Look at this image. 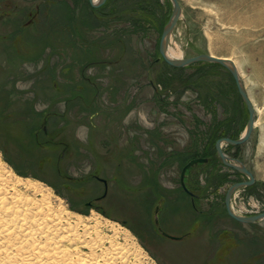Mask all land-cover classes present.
Segmentation results:
<instances>
[{"label": "rangeland", "instance_id": "rangeland-1", "mask_svg": "<svg viewBox=\"0 0 264 264\" xmlns=\"http://www.w3.org/2000/svg\"><path fill=\"white\" fill-rule=\"evenodd\" d=\"M178 1L168 52L231 59L255 106L250 139L224 149L255 177L233 210L263 213L264 0ZM172 10L169 0H0V162L72 214L117 224L121 242L129 231L152 264H264V220L243 224L225 208L247 179L215 149L243 135L247 108L222 66L155 62ZM195 158L209 161L186 174L192 197L180 176Z\"/></svg>", "mask_w": 264, "mask_h": 264}, {"label": "bare ground", "instance_id": "bare-ground-1", "mask_svg": "<svg viewBox=\"0 0 264 264\" xmlns=\"http://www.w3.org/2000/svg\"><path fill=\"white\" fill-rule=\"evenodd\" d=\"M93 216L56 205L44 185L0 162V264H152L129 231L121 242L120 226Z\"/></svg>", "mask_w": 264, "mask_h": 264}, {"label": "water", "instance_id": "water-1", "mask_svg": "<svg viewBox=\"0 0 264 264\" xmlns=\"http://www.w3.org/2000/svg\"><path fill=\"white\" fill-rule=\"evenodd\" d=\"M169 1L172 4L173 10H172L170 20L166 24L162 32L160 43H159V58H157L155 62L159 63L160 61H163L169 66L174 67V68H185V67H189V66H192L198 63L217 64L225 68L231 74L235 82L238 94L248 111L247 126H246V130L243 133V135L239 137L238 139H232V138L218 139L215 144V149H216L217 156L220 158V160L222 161L225 167L233 169L234 171L238 172L240 175L245 177L247 180L234 183L229 187L225 195V208H226L228 215L232 219L240 223H243V224H253L258 221L264 220V212L256 214V215H252V216H242V215H238L233 210L232 200H233V197L235 196V193L241 188L249 187L253 185L255 183V177L253 173L245 166V164H243L240 160L230 157L224 149L225 144L229 146H239V145L246 143L250 139L254 131L255 125H256L255 106L247 94V91L245 89V86L243 84L239 71L237 69V66L231 59L217 57V56L210 55V54H200V55L189 57V58H174V57L169 56L168 43L177 25V22L179 21L182 15V7L179 1L178 0H169ZM88 2L93 8H101L106 4L107 0H97L96 2L95 0H88ZM208 161L209 160L207 158H195V159L190 160L182 169L181 176H180L181 186L184 189V191L192 197L194 195L193 193L189 191L186 185V182H185L186 174L189 170H191L195 166L199 164H206L208 163ZM103 182L106 185V181L103 180ZM156 224L159 225V221L157 219H156ZM158 229L162 233V235L166 238H169L175 241L181 240L180 237H175V236H172L162 231L161 227H159Z\"/></svg>", "mask_w": 264, "mask_h": 264}, {"label": "trees", "instance_id": "trees-1", "mask_svg": "<svg viewBox=\"0 0 264 264\" xmlns=\"http://www.w3.org/2000/svg\"><path fill=\"white\" fill-rule=\"evenodd\" d=\"M161 62H163V61H161ZM163 63H165V62H163ZM199 64V63H198ZM204 64H206V63H204ZM207 66H211V67H217V66H219V65H217V64H206ZM165 66L167 67V68H170L169 67V65L167 64H165ZM193 66V65H192ZM200 165H202V166H205V164H200ZM190 171H192V169L190 170Z\"/></svg>", "mask_w": 264, "mask_h": 264}]
</instances>
